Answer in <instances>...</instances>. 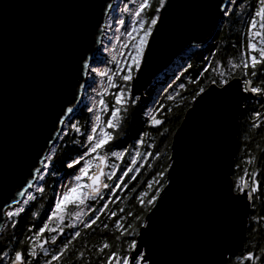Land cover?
<instances>
[{
	"label": "water",
	"instance_id": "95a60500",
	"mask_svg": "<svg viewBox=\"0 0 264 264\" xmlns=\"http://www.w3.org/2000/svg\"><path fill=\"white\" fill-rule=\"evenodd\" d=\"M171 3L133 82L141 101L158 75L186 51L209 43L221 24L216 0ZM104 4L113 7L115 0H0V202L20 190L42 146L47 154L59 140L52 118L70 86L78 50L91 48L90 64L97 59L103 45L95 42L98 21L112 9L104 15ZM82 82L87 87L89 78ZM247 95L242 110L217 106L214 97L194 100L176 130L170 154L177 159L175 181L152 233L159 264H213L222 244L245 245L250 216L225 194L226 181L234 184L240 118L257 96ZM83 96L84 90L79 108ZM0 224L1 232L6 223Z\"/></svg>",
	"mask_w": 264,
	"mask_h": 264
},
{
	"label": "snow or ice",
	"instance_id": "6c2138e0",
	"mask_svg": "<svg viewBox=\"0 0 264 264\" xmlns=\"http://www.w3.org/2000/svg\"><path fill=\"white\" fill-rule=\"evenodd\" d=\"M129 4L132 7H129ZM235 4H237V0H227V2L216 0L221 23L224 18L233 14L232 6ZM101 7L104 15H107L112 5L104 4ZM171 7V0H128V3H125L121 9L122 12L128 14L127 23L123 18L114 21L103 19L98 21L99 36L96 43H103L102 38L112 23L123 26L124 30L121 33L123 39L120 51L112 54L110 61H106V63L115 64V71L108 69L98 73L100 77L107 78L108 88L116 89L111 93L107 89L103 94L98 93L101 97L98 100L100 112L107 114L106 119L102 121L100 112L95 111L96 102H93L92 107L86 106L89 113L95 114L90 128L84 132H81V128L73 121V117L79 109L77 97L82 90L86 89V83L82 80L92 73H97V68L90 64L91 48L84 47L76 53L70 86L60 101L59 111L52 118L51 132L56 133L57 136L60 134L66 136L68 130L71 129L72 132L84 137V142L78 145L84 150L75 156L66 158L64 173L56 180L57 191L54 192L46 212V218H42L38 225H30L26 229L29 235H24L23 239L17 242L20 247L15 249L11 256L8 252L0 249V264H4L5 261H10V264H40L41 257L44 258L42 264H61L70 250V245H73V242L81 237V227L84 230L93 229V226L105 230L109 228V224L102 221L101 216L107 217V220L116 217L113 223L115 232L110 236L106 235L102 242L96 246L91 248L85 246L74 252L73 256L77 257L82 264H159L156 246L152 239L154 218L174 185L177 159L169 156L166 152L164 153L167 166L157 171L152 180L146 184L148 191H141L135 197L139 205L138 210L127 211L125 214L124 208H119L118 211L109 210V204H115L121 199L117 194L118 190L127 189L128 183L137 179L136 173H139L143 166L141 162H147L149 157L158 159L161 152L150 151L153 147L152 144L147 145L149 150L144 153L139 150L144 143L143 136L146 133H142L140 138L135 141L131 153L127 147L110 152L111 158H114L116 162L122 161L126 154L131 156L130 161L123 168L116 162L107 163L109 154L104 150L109 145L115 146L113 142L119 138L120 130L129 115V109L134 107L139 100V96L133 95V82L141 74L142 67L146 66L152 53V44L159 36ZM241 34L245 39L235 60L231 57L227 59L226 63L218 60L214 67L210 60L207 61V66L202 69V73L212 71L216 73V78L210 80V87L207 90L204 87L198 89L193 96V100L197 104L209 97H214L217 106L228 109L235 106L237 110H242L244 102L249 99L247 94L264 96V0H255V4L250 6L246 28ZM121 37H117V39L119 40ZM104 51L110 50L105 47ZM211 55L214 56L215 53ZM117 56L122 59H117ZM189 67L191 66L189 65ZM238 69L241 70L239 76L236 75ZM114 77H118L121 83H116ZM250 77L262 78L260 81L262 86H253V79ZM87 87H91V85H87ZM179 87L184 88L185 85L180 84ZM103 95L110 97L108 102L103 98ZM197 97H199L198 100ZM167 99L172 100L173 97L168 96ZM163 107L160 105L155 109V112L160 113V109ZM260 115L259 112H254L255 117ZM145 116L148 118L147 122L153 127L163 123L155 114L145 113ZM258 126V124H253V127ZM49 143H54L51 137H49ZM52 163V149H47V154H45V148L42 146L29 171L28 178L22 181L20 190L9 201L0 202V220L9 223L15 229L21 214L26 210L31 212V207L34 205H29V202L36 200V195L31 189H34L35 193H44L42 182L45 180V176L55 175L51 168ZM148 166L151 167L150 164ZM106 167L107 172L105 171ZM118 172L119 175H117ZM247 175L249 174L245 172V176ZM250 176V183L245 181L243 184L234 185L233 182L226 181L225 197L227 201L240 206L244 217L251 216L252 227L255 231L256 226L264 222V216L252 215L255 210L254 194L259 191L260 182L256 178V172H252ZM126 177L128 178L127 182ZM106 180L111 183H106ZM105 195L107 199H105ZM31 214L36 215L35 213ZM72 220L75 222L66 223V221ZM50 222L54 223L56 227H50ZM0 227H3V224H0ZM66 228H71L73 231L65 235ZM53 232L59 233L65 238L57 248L49 252L46 245L49 243L57 245L58 243L57 235H51L50 241L47 239V234ZM14 238L15 234L12 239ZM85 251L94 254L95 259L89 261L85 257ZM213 264H264V247H261L257 254L254 249L246 248L245 245L232 248L224 243L220 246Z\"/></svg>",
	"mask_w": 264,
	"mask_h": 264
},
{
	"label": "trees",
	"instance_id": "16d2710c",
	"mask_svg": "<svg viewBox=\"0 0 264 264\" xmlns=\"http://www.w3.org/2000/svg\"><path fill=\"white\" fill-rule=\"evenodd\" d=\"M254 4L255 0H237V4L232 6L233 14L228 18H224L223 23L220 24L211 41L202 47L186 51L182 60H175L168 69L154 79L152 85L146 90L144 99L142 101L139 99L137 104L129 109V115L120 130L119 138L113 142L115 146L109 145L104 151L110 154L111 151H119L121 148L127 147L131 153L135 141L140 138L142 133H146L143 136L144 143L139 150L144 153L149 150L147 145L152 144L153 147L150 151L153 153L160 151L161 156L158 159L149 157L147 162H141L143 166L140 168V172L136 173L137 179L130 181L127 189L118 190L117 194L121 199L115 204L110 203L109 210L118 211L119 208H124L125 214L127 211L135 212L138 210L139 205L135 197L141 191H148L146 184L152 180L157 171L167 166L164 153L166 152L170 156L173 136L187 110L192 106L193 96L200 87L207 89L210 86V80L216 78V73L212 71L202 73V69L207 66L208 60L211 61L214 67L218 60L226 63L229 57L234 60L238 57L245 39L241 33L246 28L247 13L250 11V6ZM212 53H215V55H211ZM240 74L241 70L238 69L236 75L239 76ZM251 79H253V86H262L260 82L262 78ZM180 84H184L185 87L180 88ZM168 96H172L173 99H167ZM160 105L164 107L160 109V113H156L155 109L160 107ZM254 112H259L261 115L255 117ZM145 113L157 115V118L163 121L162 125L151 126L147 122L148 118ZM73 121L81 128V132H84L89 128L90 113L83 107L74 115ZM254 123L259 126L253 127ZM83 142L84 137L72 132L71 129L68 130L66 136L61 134L52 149L53 163L51 168L55 175L49 174L45 176V180L42 182L45 189L43 194L35 193L33 189L36 200L30 201L29 205L34 206L31 207V212L26 210L25 213L21 214L15 229L9 223L5 224L4 229L0 232V249L8 252L11 256L14 250L20 247L17 242L23 239L24 235H29L26 229L30 225H38L42 218H46V212L49 209L54 192L57 191L56 180L64 173L66 158L82 152L84 149L78 145ZM130 159L131 156L126 154L123 160L119 162L120 167L123 168ZM110 160H114V158H110ZM149 164L151 167L148 166ZM245 172L249 175L245 176ZM252 172L257 173L256 178L260 182L259 191L254 194L253 204L255 210L252 215L260 217L264 216V96L259 94L245 105L240 118L239 149L233 176L234 184H243L245 181L250 183V174ZM117 175H119V172ZM125 180L127 182L128 178L126 177ZM105 199H107L106 195ZM31 213L36 215L33 216ZM118 215H120L119 212ZM115 219L116 217H113L112 220H107V217L101 216V220L109 224L107 230L96 228L95 226H93V229L84 230L81 227V237L77 238L73 245H70V250L61 264H82L77 257L73 256V253L85 246L88 248L96 246L102 242L106 235L110 236L114 233L113 223ZM66 223L70 222L66 221ZM98 223L100 222L98 221ZM49 226L52 228L56 227L55 224H49ZM33 231H35V228H33ZM71 231L73 229L66 228L65 235ZM13 234H15L14 239H12ZM51 235H57L58 243L57 245H52L51 243L46 245L49 252L57 248L65 238L59 233L53 232L47 234L49 241L51 240ZM245 247L254 249L257 254H259L260 248L264 247V222L257 225L254 231L251 216L249 218ZM85 257L89 261L95 259V255L88 251H85ZM43 259V257L40 258V264H42ZM4 264H10V261H5Z\"/></svg>",
	"mask_w": 264,
	"mask_h": 264
},
{
	"label": "rangeland",
	"instance_id": "374dc122",
	"mask_svg": "<svg viewBox=\"0 0 264 264\" xmlns=\"http://www.w3.org/2000/svg\"><path fill=\"white\" fill-rule=\"evenodd\" d=\"M125 3H128V0H115V4L113 5L107 20L114 21L115 19L123 18V19H125V21L127 23L128 22V14L121 11V9L123 8ZM129 7H132V5L129 4ZM123 30H124L123 26L115 25L114 23H112V26L109 28L108 32L105 34V36L103 38V45L101 46V49L97 55V59L91 64L92 67L97 68V73H92L88 76V78H89L88 85H91V87H86V89L84 90L83 101H82L81 106L77 112H79L83 107H85V108H86V106L92 107L93 102H96L95 111L100 112L98 100L101 97L98 95V93L103 94L105 89H107V91L109 93L114 92L116 90V89L108 88L107 78L106 77H100L98 75V73L100 71H106L108 69L115 71V68H116L115 64L114 63H106V61H110L111 55L118 53L120 51V44H121L122 39H123V37H121V33L123 32ZM117 37H121V39L118 40ZM109 40H111V43H109ZM114 45H115V47H114ZM105 47H107L110 51H107V52L104 51ZM117 59H122V57L117 56ZM182 59H183V55L178 58V60H182ZM109 74L111 75V72H109ZM114 80L116 81V83H121V81H119L118 77H114ZM103 98L106 100V102H108V98L110 99V97L108 95H103ZM86 110H87V108H86ZM94 114L95 113H90L89 128L91 126ZM100 115H101L102 121L104 119H106V116H107L106 113L100 112ZM110 158H111V156L109 154V160H108L109 164L116 162L115 160H110ZM116 163H119V162H116ZM107 171H108V169H107ZM113 179H114V177H113ZM107 182L111 183V181H107ZM69 222L74 223L75 220H72ZM52 224H54V223L50 222V225H52Z\"/></svg>",
	"mask_w": 264,
	"mask_h": 264
}]
</instances>
